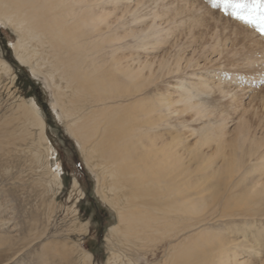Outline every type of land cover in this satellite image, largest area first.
<instances>
[{
	"label": "rangeland",
	"instance_id": "obj_1",
	"mask_svg": "<svg viewBox=\"0 0 264 264\" xmlns=\"http://www.w3.org/2000/svg\"><path fill=\"white\" fill-rule=\"evenodd\" d=\"M11 1L23 3L25 15L34 17L43 35L31 39L10 22L2 19L0 23V60L10 66L6 70L0 62V264H106L107 259L113 264H175L178 255H186L184 264H216L211 263L207 242L213 235H224L229 247L238 241L232 247L246 259L244 264H264V194L259 193L264 181L256 175L264 167L255 165L250 170L264 161L256 159L264 155V36L224 15L222 6L214 8L212 0ZM70 7L78 13L89 11L93 17L78 22L73 27L77 33L92 34L98 15L112 26L98 40H84L78 50L66 46L69 40L50 42L47 32H52L48 25L53 24V14H64ZM19 36L27 43L22 60L15 58L11 46ZM115 46L120 48L111 54ZM92 51L98 58L93 63L86 57L91 53L92 58ZM103 51L108 54L100 60ZM70 58L80 61L77 65L83 72L99 71L95 64L101 62L112 72L115 67L119 72L139 69L150 71L152 78L143 82L147 87L142 89L128 84L131 95L110 101V109L104 111L107 101L103 98L111 96L108 89L100 97L86 88L72 94L81 82L74 78L72 87L61 74L65 67L59 64ZM176 59L179 68L188 62L189 67L184 72H167ZM195 63L214 71L206 78L210 79L207 91L197 81L190 87L196 93L191 102L199 101L200 115L194 117L193 108L178 119L161 121L165 141L184 158L181 175L191 187L185 200L192 215L180 223L176 215L166 216L169 233L155 229L153 240H146L144 246L120 243L109 231L118 223L119 201L109 188L108 163L90 150L96 136L82 142L72 122L95 111L94 121L100 123L119 107L138 111L163 96L176 76L196 72ZM236 77L242 88L244 81L254 79L248 92H234L237 85L231 80ZM120 81L127 84L123 76ZM190 82L187 78L184 85ZM214 83L222 92L215 90ZM199 89L204 92L198 93ZM32 103L44 120L48 140L39 134ZM230 119H243L242 131L248 130L247 138L252 139L232 133ZM223 140L220 151L217 145ZM229 142L239 144L240 150L230 152ZM249 152H254L251 163ZM211 170L218 177L208 175L206 171ZM249 170L256 183L250 182ZM179 225L187 228L173 236ZM85 252L92 255L89 263Z\"/></svg>",
	"mask_w": 264,
	"mask_h": 264
},
{
	"label": "bare ground",
	"instance_id": "obj_2",
	"mask_svg": "<svg viewBox=\"0 0 264 264\" xmlns=\"http://www.w3.org/2000/svg\"><path fill=\"white\" fill-rule=\"evenodd\" d=\"M22 2H24V4H27L32 1L25 0ZM20 3L13 2L11 0H0V23L2 22V19H4L6 22L8 21L12 25H15V27L19 31H21L23 35L25 34L31 39L39 38L40 35H43V32L39 30L40 28L38 29V23H34V17L32 15H25L24 11L26 9H24L23 3ZM28 5L30 6V4ZM30 8L34 7L30 6ZM53 15V24L48 25V28H53L51 30L52 32H47L49 33V39L52 40L50 42L60 43V41L63 42L65 40H69L71 41V44L64 45L73 47L77 50L80 45L84 44V40L92 38L94 41H96L101 38V36L104 35L107 31H109L112 26L110 22L100 20V18L102 17L101 15H98L95 18L96 23L93 26L91 25L92 34L87 36V33H77L76 30L73 29V27L76 26L78 22H83L87 17L89 18V20H92L93 17H90L92 15L91 12L80 11L78 13L70 7L64 14L55 13ZM81 36L83 37L80 38ZM18 38V41L12 43L11 46L13 45L12 49L14 50L15 58L18 60H22L21 51L25 50L27 43H25V40L23 42V38L21 40L20 36ZM37 41L39 42V39ZM39 43L44 42L41 41ZM51 47L54 48L53 46ZM119 48L120 46H115L113 48H110L109 52H111L112 54L114 50H117ZM94 53L95 52L92 51V58H90L91 53L86 54V57L89 56V62L91 63L98 59L97 56L94 55ZM103 53L104 54H100V56H98L100 57V60H104L106 58L105 56L108 54V52L105 53L104 51ZM0 62L6 70L10 69L9 64L6 61L0 60ZM79 63V60H71V58L64 61V63H59L65 67V69H63L61 73L62 75H64L63 78L66 75L67 78H69L67 79V82L71 84V86L75 82L74 78L80 80V87L72 86L74 87L73 91H75L72 92L73 95L76 94L77 90L81 92L83 88H86L87 90H90L92 92L95 91V93L100 97V92L102 90L106 91L108 89L107 91L111 92V96L103 98L105 101H107V105H105L106 108H102V110L105 109L104 111L110 109L108 108V103L110 101H122L120 97L131 95L127 93L129 88L132 89V87L128 86V84H137V88L142 89L147 87V85H144L143 82H147L149 78H152V75L149 73L150 71L144 73L139 69L119 72V69L115 67L114 71L112 72V70L108 67L105 68V64H101V62L95 64L98 67L99 71L83 72L80 68H78L77 64ZM179 64L180 63L178 62V59L174 60L173 65H175V67L167 66V72H170L171 70H173V72L175 71L174 73L178 71L184 72L186 70V67H189V62L184 65L185 67L183 66L184 68H179ZM61 65H59L58 68L62 69ZM195 68L197 70L196 72H185V75L181 76L180 78H177L176 76L175 79L177 80H174L169 84L168 90L165 91L166 93L163 96H160V98L158 97L156 101H153V103L144 106L138 111H134L133 113H131V110H123L121 109V107L116 108L117 110H115V113H108L102 118V123L95 120L98 124L100 123V125H97V127L96 125H93L95 122V117L92 116V114H94L96 111L90 113V117H83V115L78 116L72 122V126H75L73 131L77 135L76 137H78L80 140H83L82 142H86L88 139H91L90 137H92L93 135L96 136L95 142H92L91 140L92 143H90V150L92 152L98 153L103 161L105 160L107 161L106 163H108L106 167L109 176L111 177L109 188L115 194L114 200L119 201V207L117 210L118 223L116 225L110 226L109 231L112 235L118 237L120 243L122 242L126 245L132 244L144 246L146 240H153L152 233L155 229L156 231H159V234L162 232L169 233V223L168 219H166V216L170 217V215H176L177 222L180 223V220H182L183 217H186L187 214L190 213L192 215L191 212L193 210L189 211L187 209L185 200L186 191L188 190V187L189 190H191V187L186 183L183 176L181 175V172L183 171L182 169L184 167V158L182 153L174 149L172 150V146H170L169 142L165 141V138L162 135L164 134V131H161L163 127V123L161 121L167 122L172 117L178 119L177 117L184 115V113H186V110L188 111L196 109V111L193 113V116L196 117L200 115L201 110H198L197 104V102L199 101L196 100V102H191L193 101V98L196 97V93L193 95L192 89H190V87H195L193 84H195V81H197L198 83H200L201 87L206 90L207 88H209L208 85L210 83V79L208 80L206 78L209 75L212 77L213 75L211 73L214 74V71L211 72L210 70H206V68L209 67L205 66L203 63H195ZM121 76H123L124 79L127 80V84L125 86L120 81ZM187 78L191 79L190 86L184 85ZM253 81L254 79L248 78V80L243 82L244 86H242L244 88H242L238 87L241 86V81L238 77L231 80L233 84L237 85V88L233 89L234 92L239 91L240 89H245V91L248 92L250 88L247 87L250 86ZM207 82L209 83L207 84ZM138 84H140V87L138 86ZM214 85L215 90H217L219 93L222 92L220 85H218L217 83H214ZM204 90H200L198 93H203ZM78 95L79 94L77 93V96ZM84 95L86 97V94ZM222 95L225 96V94ZM103 99L101 98V100ZM189 102L191 103L189 104ZM95 103L97 102L95 101ZM32 109L35 113V119L39 128V134L41 135L42 139L48 140L44 132V120L41 114L38 113V107L34 103H32ZM71 109L73 110L72 107ZM77 110L74 111V113L77 112ZM118 112H120V114L122 115L118 116ZM135 112H138L139 115H134ZM152 113L154 114L151 115ZM163 118H165L166 121L163 120ZM242 120L230 119V125L234 124V127L231 130L232 133H236L239 138H247L248 130L246 131V133H244L245 130L242 131V126L244 124L243 122H241ZM250 137L251 136L249 135V138ZM224 142L225 140L219 142L217 145V148L220 151H222V148L225 145ZM229 144H231L229 146L230 152H236L240 150L239 144L235 142H229ZM256 151H258V149H256ZM254 152H249L248 154V160L250 163V158L252 155H254ZM230 157L234 159V156ZM258 158H260V160H264V155L261 154L256 159ZM222 160L223 162H225L224 157ZM200 165L203 166L204 162L201 161ZM255 165L264 167V161L254 163L250 167V170ZM173 166L176 167L173 168ZM174 169L178 170L179 173L177 175L173 174ZM250 170L248 171L249 177ZM206 172H208V175L210 174L212 178L213 175L215 177H218V174H211L212 170ZM57 174L58 173H55V175ZM263 174L264 171L262 170H259V172L256 173V175L259 176L258 181H264ZM250 182L256 183V181L253 179H251ZM262 187V190L259 191L261 195L264 194V184H262ZM154 225H157L156 228H154ZM186 226L187 225H185L183 228H180L181 226L179 225L175 233H173V236L178 237L181 233H183L181 231L187 228ZM143 228H145L147 232ZM210 238L211 239L207 240V242L208 247H210L209 252L211 253V263H245L246 259H242L241 253L235 252L236 247H232L233 244L237 243L238 241L234 240V243L229 247L226 246L224 235H213ZM246 245L250 247V243ZM242 249L244 250V248ZM242 249L239 250L243 252ZM84 254L87 262L89 263L92 258L91 253L85 252ZM184 259H186V255H184L183 257L181 255H178L175 264H184ZM107 260L108 262L106 264H113L114 262V260ZM190 264L194 263L191 262ZM200 264H204V262H201Z\"/></svg>",
	"mask_w": 264,
	"mask_h": 264
},
{
	"label": "snow or ice",
	"instance_id": "obj_3",
	"mask_svg": "<svg viewBox=\"0 0 264 264\" xmlns=\"http://www.w3.org/2000/svg\"><path fill=\"white\" fill-rule=\"evenodd\" d=\"M212 6L214 8L222 6L224 15L253 27L261 36H264V0H241V2L212 0Z\"/></svg>",
	"mask_w": 264,
	"mask_h": 264
}]
</instances>
